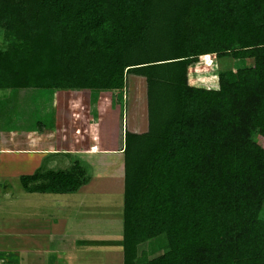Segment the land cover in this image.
<instances>
[{"label":"trees","instance_id":"obj_1","mask_svg":"<svg viewBox=\"0 0 264 264\" xmlns=\"http://www.w3.org/2000/svg\"><path fill=\"white\" fill-rule=\"evenodd\" d=\"M0 30L2 113L12 91L36 103L144 78L147 129L124 140L125 264H264V0H0ZM226 56L253 64L190 82ZM88 178L78 162L20 177L55 193Z\"/></svg>","mask_w":264,"mask_h":264},{"label":"crops","instance_id":"obj_2","mask_svg":"<svg viewBox=\"0 0 264 264\" xmlns=\"http://www.w3.org/2000/svg\"><path fill=\"white\" fill-rule=\"evenodd\" d=\"M132 77L143 81V84L137 90H131L135 94L130 98L135 100V110L138 104L141 103L143 105L146 114L145 127L140 122V119L143 120V118H129L130 98L126 102L124 92L129 91V81ZM76 92L94 93L93 96L97 95V100H94L91 96L77 100V97L75 98ZM93 102H98L99 111L95 109ZM41 105L43 109L45 108L46 112V114L42 113L43 117H49L50 119L49 128L44 124L41 129L39 127L36 128L34 125L29 124L28 120L30 119L26 118L24 123L26 127L24 130H20L15 121L17 114L11 110L4 111L3 113L0 110L1 157L6 154L15 155L18 153L36 155L37 165L41 169L38 167L31 174L50 169H66L77 162L86 172L87 168L85 166L90 165V170L89 168L88 170L92 171L94 177L93 179L90 178L81 187H88L96 177L99 178L98 180L108 184L107 182L111 179H115V177L117 179L120 176L122 180H120V186H122V189L118 193L123 194L125 132H143L147 129L148 125L144 78L131 75L128 78L126 87L122 90L54 89L51 96L48 97L47 95V99H42ZM78 105L83 106V109L79 108V110H82L81 116H76L77 114L74 112V109ZM133 120L142 129L133 130L130 127ZM4 133L11 134L5 135ZM15 137L21 138L22 141L19 142ZM38 154L45 155L46 157L38 159ZM106 155H111V159H109L113 163L112 168L108 164H105L103 156ZM97 156H100V159ZM29 163H32V168L34 159L23 164L18 162L13 167L5 165V170L23 169L25 166L29 167ZM44 165L46 168H44ZM28 170L30 173V169ZM29 173L21 174V176L31 175ZM19 175L16 181L12 179L14 183L12 191L0 190V196H4V200L0 201V264H125L120 223L115 224L118 229L116 231V227L112 228L113 222L109 221L106 225L108 228L106 232L104 229L98 230L99 228H97V234H94L96 236L94 238L91 236V238H81L80 229H77V231L75 229L73 231L64 229L63 231L60 228H49V222L44 221L49 220L45 214L72 213V210L66 212L64 211L65 208L61 209L64 206L61 207L60 203L56 204L54 201L55 197L52 196L67 193H55L41 189L40 186L44 183L41 179L27 181L26 186H24ZM6 178L1 177L0 184L2 180L7 181ZM38 183H41L39 187H37ZM115 186L117 185H112V187ZM0 187L2 189L3 185L1 184ZM80 188L68 192V194L74 195L75 192H90V195L96 199L89 200L91 202L86 203V205H82L81 201H77V207H70L76 200L73 197L72 202L69 201L70 205L68 209L75 208L74 214H84V219H92L91 222L94 220L98 221L99 217H105L106 214H122V196L119 197V205L117 204L118 206H116L117 212L115 210L108 211L104 209V206L103 208L101 207L104 210L95 211V204L97 205V209L98 206L102 205L97 197H110L113 199L116 194L107 193L109 191L107 189L101 191L97 188L95 190L92 188L89 190L84 188L85 190H82ZM11 194H18L14 202H12V199L10 200ZM8 202L10 203L8 204ZM20 203H23L26 208V217L18 215L24 214V212L2 214V204H8L9 208H14V205L16 207ZM49 206L54 207V213L49 212ZM82 209H86V212ZM89 214H101V216L96 219L97 215L91 218ZM117 221L120 222V219ZM113 233L117 234L116 238L113 237ZM119 235L120 237H118ZM56 236L61 237V239L53 244L54 241L52 242L50 237L53 240V237Z\"/></svg>","mask_w":264,"mask_h":264},{"label":"rangeland","instance_id":"obj_3","mask_svg":"<svg viewBox=\"0 0 264 264\" xmlns=\"http://www.w3.org/2000/svg\"><path fill=\"white\" fill-rule=\"evenodd\" d=\"M0 36H1V30H0ZM159 53H163L165 51L168 50L169 47H166L164 45L160 46V47H155ZM209 63L208 64H199V65H196V66H193L189 69V76L188 77H191V81L190 82H195V83H199V84H203V85H206V83H208V86H214L213 83L216 82V75H217V71L218 70H221V69H226V68H241V67H248L250 65L253 64V60L250 59V58H243V59H234V58H231V57H220V58H215L214 60L212 59V61H208ZM130 88H129V91L127 92H124V98L126 99V102H127V99H129L132 95H134L135 93H133V91L131 90H137L139 86H141L143 84V81L141 79H137V78H130ZM28 90H31V91H34V93H45L47 92L48 90H43V89H28ZM125 91V90H124ZM29 92L28 91H24V90H19V91H12L9 93L8 96H11L10 97V106L15 109L14 112L17 114V115H27V112L29 113V115L31 116V119L28 120L29 124L31 125H34L36 128L37 126L33 123V120L34 118L37 119L38 115L40 114H46L45 112V109H43L42 105H41V99H37L36 103H33L32 101L30 100H27V98L29 97L28 94ZM11 94V95H10ZM94 93H88V92H80V93H75V98L77 100H82L84 98H87L88 96H91L93 97L94 100H97V95L96 96H93ZM101 95V94H100ZM45 97V96H44ZM137 99V98H136ZM134 101L133 99L130 98V108H129V118H135V117H140V118H143L140 119V122L144 125H146V114H145V111H144V107L143 105L140 103L138 104V107L134 108ZM6 103L8 104V102L6 101ZM94 103V102H93ZM97 103H94V106H95V109L96 110H100L99 107L97 106ZM14 104L16 106H14ZM84 105V104H82ZM42 107V109H39ZM80 109H83V106H76V108L74 109V112L75 114H77L76 116L80 115L81 116V112L82 110H79ZM12 109V110H13ZM37 109V110H36ZM21 110H23L21 112ZM87 110V109H86ZM86 110H85V113H86ZM95 110V111H96ZM132 110V112H131ZM45 112V113H44ZM73 112V113H74ZM103 112V111H102ZM131 112V113H130ZM20 115V116H21ZM42 121H44V125H47V128H49V123H50V119L49 117H45V118H40ZM138 120V119H137ZM16 121V124H17V127L20 129V130H24L25 127H26V124H23L22 120H15ZM25 123V122H24ZM134 124V125H133ZM130 127L133 128V130H140L142 129L141 127H139V125L137 126V123L133 120L130 124ZM143 127V129H144ZM81 129V128H80ZM68 132V131H66ZM5 135H8V134H11V133H4ZM18 139L19 142L22 141L21 138L19 137H15ZM255 139L264 147V138L260 135H255ZM7 155V154H6ZM4 155L1 157L0 155V178H4L7 177V181L5 180H2L1 181V184L3 185L2 189L0 190H6V191H12L14 189V183L12 181L13 180H17V177L18 175L21 176V174H28L29 173V170L30 169V173H33L39 166L37 165V159L36 158V155H31V154H15V155ZM45 155H41V154H38L37 158L38 159H43L45 158L44 157ZM99 159H100V156H97ZM111 155H106V156H103V159L104 161L106 162L105 164H108V166H110L112 168V161L110 160L111 158ZM110 158V159H109ZM31 159H34V164L31 168V165L32 163L30 164L29 167H24L23 169H17V170H14V169H10V170H5L6 166H11L13 167L15 164H17L18 162L20 163H26V162H30ZM23 161V162H21ZM99 162V160H97ZM36 162V163H35ZM28 164V165H29ZM43 164V163H41ZM40 164V166H41ZM6 165V166H5ZM27 165V166H28ZM49 167V166H48ZM53 167V166H51ZM87 168V176H89L88 180L90 178L93 179L94 177V174L92 173V171H89L90 170V165H86L85 166ZM44 168L45 165H44ZM89 168V170H88ZM39 169H41V167H39ZM102 172V171H101ZM18 174V175H17ZM17 175V176H15ZM119 178L116 179H111L109 182H107L108 184H105L104 182L98 180L99 178L96 177L92 182L91 184L87 187H81L80 189L82 190H89L90 188H92L93 190H95L96 188L98 190H109L107 193H113V194H116L114 195L113 199L110 198V197H97L98 200L101 202L102 205H100V207L98 206V209H97V205L95 204V211L97 210H104V209H107L108 211L111 210V211H116L117 212V209H116V206L119 205V197L122 196L121 194L122 193H118L119 191H121L122 189V186H120V180H121V177L118 176ZM4 181V182H3ZM122 181V180H121ZM99 182V183H98ZM0 184V185H1ZM115 184L117 186L115 187H112V185ZM9 186V187H8ZM108 187H111V188H108ZM1 188V187H0ZM85 188V189H84ZM2 192V191H1ZM10 193V192H9ZM105 193V192H104ZM12 196L10 197V200L12 199V202H14V199L16 197V195L18 194H11ZM27 195V194H26ZM29 196V195H28ZM54 196L55 198V203H60V206L63 207L61 209H64V211L68 212V210H72V213L71 214H45L46 216H48L49 220H44V221H47L49 222L48 226L49 228H60L61 230L64 231L67 230H71L73 231L74 229L77 231V229L81 231V238H91V237H96L94 234H97L96 233V229L99 228L98 230H103L106 232V230L108 229L106 227V225L109 223V221H112V228H115V224H119V227L121 226V215L120 214H106V218L105 217H99L101 216V214H89L91 216V218H93L94 215H97L96 216V219L99 217V220L96 221L94 220L93 222H91V220H85L84 219V214H74L76 209L75 208H69V205H70V202H72V199L73 197H75V204L72 203V206L70 207H77V201H81L82 205H86V203L88 202H91L89 200H94L96 199L94 196L90 195V192H86V193H81V192H75V194H57V195H52ZM58 196V197H57ZM3 201L4 200V196H0V201ZM20 200V199H19ZM64 201V202H63ZM70 201V202H69ZM122 202V200H121ZM10 202H8L9 204ZM8 204H2V207H1V212L2 214H12V213H21V212H24V214H18V215H24L26 217L27 214L26 213V208L24 206L23 203H20L18 204L19 206L14 205V208H9L10 206ZM118 204V205H117ZM104 206V209H102ZM102 207V208H101ZM54 207H51L49 206V212L51 213H54ZM82 210H86V209H82ZM81 210V211H82ZM93 210V209H92ZM89 211V210H88ZM87 211V212H88ZM86 212V211H85ZM115 212V213H116ZM110 213H113V212H110ZM261 217L264 218V205H263V208H262V211L260 213ZM120 219V222H118L117 220ZM121 228V227H120ZM117 227H116V231H117ZM85 231H89V232H85ZM113 237H117V234L116 233H113L112 234ZM91 236V237H90ZM120 237V235L118 236ZM51 241L54 243L57 242V240H60L61 237H53V240H52V237H50ZM162 251V248L158 249V252L156 254H159L160 252ZM94 252V251H92ZM155 254V255H156ZM30 256V255H29Z\"/></svg>","mask_w":264,"mask_h":264}]
</instances>
